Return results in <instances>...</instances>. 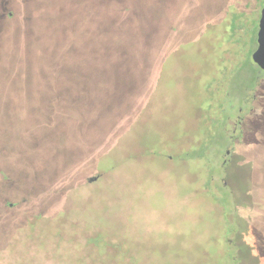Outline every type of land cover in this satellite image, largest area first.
Returning a JSON list of instances; mask_svg holds the SVG:
<instances>
[{
  "label": "rangeland",
  "instance_id": "rangeland-1",
  "mask_svg": "<svg viewBox=\"0 0 264 264\" xmlns=\"http://www.w3.org/2000/svg\"><path fill=\"white\" fill-rule=\"evenodd\" d=\"M106 1L0 0V264H264V0H135L125 57L29 68Z\"/></svg>",
  "mask_w": 264,
  "mask_h": 264
},
{
  "label": "trees",
  "instance_id": "trees-1",
  "mask_svg": "<svg viewBox=\"0 0 264 264\" xmlns=\"http://www.w3.org/2000/svg\"><path fill=\"white\" fill-rule=\"evenodd\" d=\"M134 1L135 0H129L126 4L122 5L123 9H119L115 6V0H107L104 4L100 2L101 4L85 5L83 2H79L77 3L78 8H73L71 6L66 8V6H64V10H62V8L55 10L56 12L60 11L64 18L63 22L60 21V24H58L56 28V30H59L64 27L63 30H61L64 32L63 38L65 39L62 49L60 51L54 50L48 55L45 47L41 45L43 42L35 40L32 42L34 46L33 53L31 54L30 52L32 60L28 61L30 62L29 68H31L34 60H39L46 72L59 71L57 77H61V72L79 74L80 72L83 73V71L89 69V67L86 66L87 64L107 61L113 56L125 57V55L129 53L126 51V54H124L121 51L122 47L129 45V35L133 36V38L136 36L135 32H130L125 28V26H127V21L130 20V15L133 12L134 7H137L139 4L136 1L134 3ZM143 2L144 0L141 1V5ZM36 13H34L35 19L31 21L30 25H33L34 23V25H38L43 21L45 13L41 11H39L38 14ZM54 14H50L46 21L51 22ZM50 25H53V23L51 22ZM49 29L52 31L55 30L53 26H49ZM56 30L54 36L51 38L55 43H59L58 31ZM26 31L29 32L30 30L27 29ZM33 34L34 33H32V36ZM32 38L33 37H31V39ZM79 57L80 61L85 65V69L81 68V65H78L77 61H79ZM20 63L23 64V62ZM24 74L28 73L24 72L21 75ZM48 75L51 77L50 72ZM9 77L10 74L7 78ZM25 77L26 75L20 76V78ZM11 82L12 78H10L9 83ZM32 82L36 85L31 89V93L25 95L27 98H30L31 101L49 105H54L59 100L62 101L64 94L61 96L62 93L60 89H58L57 92H54V96L49 97L47 93L41 94L38 90L40 87L35 78ZM53 84L54 83H51V86ZM54 85L59 86L60 83ZM20 92L24 94L22 91L5 96L0 94V102L18 103L21 100ZM7 180L12 181L10 174L0 170V199L3 190L2 183ZM8 207H10V204H8ZM4 245L5 241L0 236V254L5 251ZM117 256H119V259L123 260V257L119 254ZM117 264H119V262H117Z\"/></svg>",
  "mask_w": 264,
  "mask_h": 264
},
{
  "label": "water",
  "instance_id": "water-1",
  "mask_svg": "<svg viewBox=\"0 0 264 264\" xmlns=\"http://www.w3.org/2000/svg\"><path fill=\"white\" fill-rule=\"evenodd\" d=\"M263 17H262V20H264V8H263ZM261 20V21H262ZM259 43V42H258ZM260 44V43H259ZM259 47H260V45H259ZM259 57V53L257 52V53H255L254 54V59H257ZM98 180V177H95V178H91L90 180H89V183H94V182H96Z\"/></svg>",
  "mask_w": 264,
  "mask_h": 264
}]
</instances>
